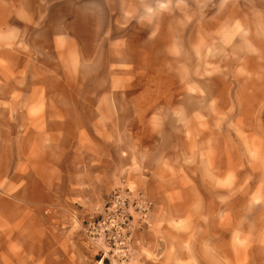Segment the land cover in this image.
Instances as JSON below:
<instances>
[{
	"label": "rangeland",
	"instance_id": "obj_1",
	"mask_svg": "<svg viewBox=\"0 0 264 264\" xmlns=\"http://www.w3.org/2000/svg\"><path fill=\"white\" fill-rule=\"evenodd\" d=\"M66 117L154 201L131 264H264V0H0V248L67 216L29 174Z\"/></svg>",
	"mask_w": 264,
	"mask_h": 264
},
{
	"label": "crops",
	"instance_id": "obj_2",
	"mask_svg": "<svg viewBox=\"0 0 264 264\" xmlns=\"http://www.w3.org/2000/svg\"><path fill=\"white\" fill-rule=\"evenodd\" d=\"M99 126L97 121L82 126L80 120L68 117L48 121L43 132L45 141L48 135L51 136L49 139L62 144L52 145V148H60L64 153L54 156L46 153L39 160L30 161V179L38 185L39 191L44 192V198L34 200V205H62L68 211L67 216L61 221L50 216L41 247L30 246L24 249L25 252L4 246L0 248V264H94L97 261L95 251L84 246V224L92 211L87 208L93 205L94 191L99 190L101 182H105L107 190H110L119 181L115 180L114 172L110 173L108 167L104 168L111 163L110 160L87 150L89 144L81 145L82 127H87L89 138L99 140L95 134ZM77 202L84 207L78 206ZM15 237L20 238L19 234Z\"/></svg>",
	"mask_w": 264,
	"mask_h": 264
},
{
	"label": "built area",
	"instance_id": "obj_3",
	"mask_svg": "<svg viewBox=\"0 0 264 264\" xmlns=\"http://www.w3.org/2000/svg\"><path fill=\"white\" fill-rule=\"evenodd\" d=\"M155 204L127 177H122L97 214L90 215L84 226L88 240L99 253L131 264L137 255V234L150 227Z\"/></svg>",
	"mask_w": 264,
	"mask_h": 264
}]
</instances>
